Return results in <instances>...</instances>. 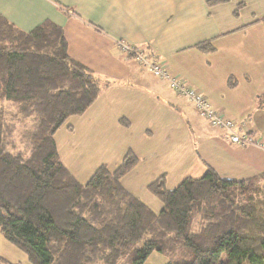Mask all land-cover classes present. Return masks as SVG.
<instances>
[{
	"label": "trees",
	"instance_id": "16d2710c",
	"mask_svg": "<svg viewBox=\"0 0 264 264\" xmlns=\"http://www.w3.org/2000/svg\"><path fill=\"white\" fill-rule=\"evenodd\" d=\"M243 7L239 3L234 15ZM253 23L264 34V17ZM195 48L209 53L214 44ZM102 87L92 71L68 56L60 27L45 21L23 32L0 16L3 240L28 264H144L154 252L167 264H264V173L227 181L208 169L173 190L161 176L147 186L162 205L158 214L121 184L138 162L131 152L113 171L100 166L86 184L73 177L60 161L54 136L68 120L84 115Z\"/></svg>",
	"mask_w": 264,
	"mask_h": 264
},
{
	"label": "crops",
	"instance_id": "0c3cea01",
	"mask_svg": "<svg viewBox=\"0 0 264 264\" xmlns=\"http://www.w3.org/2000/svg\"><path fill=\"white\" fill-rule=\"evenodd\" d=\"M206 1L0 0V16L23 32L45 21L60 27L68 56L103 85L84 115L68 120L54 136L61 163L79 183L86 184L102 165L115 170L131 152L138 162L121 184L158 214L162 207L147 186L161 176L173 190L208 169L227 181L264 173V72L253 64L264 63V55H256L264 34L253 23L264 17V0H229L213 7ZM239 3L244 7L234 15ZM117 41L205 96L213 111L240 121L242 135L260 139L261 146L232 144L168 81L120 53ZM205 41L214 44L212 52L195 48ZM237 78L247 81L248 110L256 111L259 103L258 132L239 120L247 114L229 112L240 109L233 96Z\"/></svg>",
	"mask_w": 264,
	"mask_h": 264
},
{
	"label": "rangeland",
	"instance_id": "374dc122",
	"mask_svg": "<svg viewBox=\"0 0 264 264\" xmlns=\"http://www.w3.org/2000/svg\"><path fill=\"white\" fill-rule=\"evenodd\" d=\"M117 42H120V41H117ZM263 47H264V44L261 45V46H257V48H256V55H258V56H263L264 55V52L262 51V48ZM253 64L258 69L260 67L261 70H262V72H264V63H263V60L262 59H259L258 61H254ZM145 68L147 70H149L147 67H145ZM162 69L166 73L167 79L169 81H175L178 84H182L181 86L184 87V89H185V91L187 93H191L192 96H198V95H200L203 98V95L202 94L198 93L197 91H193L192 89H190L188 87H185V84H184L183 81L178 80V79H173V78L169 77V75L167 74L166 69L163 66H162ZM237 82L238 83H237V86L235 87V92H234L233 96L235 98V106H239L240 109H236V111H229V112H231L232 114L234 113L237 116H244V114H247L248 115V118H246V117L244 118L243 117V118H240L239 120H242L244 122L246 121L247 124H251V126H255V128L253 127V130L256 131V132H258V124L260 125L261 124V120H262V117H260V115H259V109H258L259 108V103L257 104L256 111L248 110L247 100H246V97H247V83L246 82L247 81L244 78H237ZM190 91H192V92H190ZM241 99H242V101H241ZM263 104L264 103L262 102L261 105H263ZM242 107H244V109H242ZM209 111L211 113H213V114H216L218 117L224 118L225 120H227L226 122H228V123L239 124V122H240V121L239 122L238 121H234L230 117H225L224 115H222L219 112H215V111L212 112V109L211 108L209 109ZM236 132L238 134H241L242 135V133L240 132V129L238 128V125H237ZM224 135L228 139V136L225 133H224ZM251 145H254L256 147L257 146L258 147L261 146L260 139L259 140L258 139H255V141H253L251 143ZM237 146L241 147L240 145H237ZM249 146L250 145H248V146L245 145L244 147H249ZM23 150H24V147L21 148L20 151H23ZM160 206L162 207L161 204H160ZM0 241L2 243V244H0V264H4L5 262L6 263H17V264H28L26 262L25 255L22 254L21 252L17 251L16 249L12 248L11 245L7 244L3 240V238H2L1 235H0ZM144 264H167V258L165 256L159 254V253L154 252V253H152L148 257V259L146 260V262Z\"/></svg>",
	"mask_w": 264,
	"mask_h": 264
},
{
	"label": "built area",
	"instance_id": "2783aa9c",
	"mask_svg": "<svg viewBox=\"0 0 264 264\" xmlns=\"http://www.w3.org/2000/svg\"><path fill=\"white\" fill-rule=\"evenodd\" d=\"M116 45L119 48V51L126 55H134L135 57L138 58L142 64L147 67L154 76L160 77L166 81H168L171 86L179 93L183 94L186 98H188L194 106L200 111V115L209 121V123L218 129H221L227 136L229 141L232 144L240 145L241 147H244L245 145H250L251 143L255 140L245 136V134L241 135L236 132L237 130V125L234 123H228L226 122L224 118L218 117L216 114H213L209 111V106L206 104L204 98H202L200 95L198 96H192L191 93H187L182 87V84H178L175 81H169L167 79V75L162 69V66L158 63L155 62H150L146 60L144 56H142L134 47L129 46L128 44L124 43L123 41L116 42ZM192 92V91H190ZM213 112V111H212Z\"/></svg>",
	"mask_w": 264,
	"mask_h": 264
}]
</instances>
